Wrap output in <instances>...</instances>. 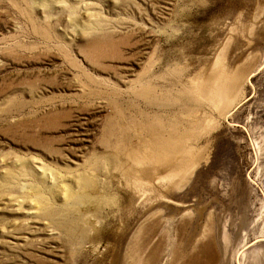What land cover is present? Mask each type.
<instances>
[{
	"label": "rangeland",
	"instance_id": "374dc122",
	"mask_svg": "<svg viewBox=\"0 0 264 264\" xmlns=\"http://www.w3.org/2000/svg\"><path fill=\"white\" fill-rule=\"evenodd\" d=\"M0 264H264V0H0Z\"/></svg>",
	"mask_w": 264,
	"mask_h": 264
},
{
	"label": "bare ground",
	"instance_id": "6f19581e",
	"mask_svg": "<svg viewBox=\"0 0 264 264\" xmlns=\"http://www.w3.org/2000/svg\"><path fill=\"white\" fill-rule=\"evenodd\" d=\"M15 175V174H14ZM261 252V251H260ZM256 256V255H255ZM255 259H258V258H255Z\"/></svg>",
	"mask_w": 264,
	"mask_h": 264
}]
</instances>
